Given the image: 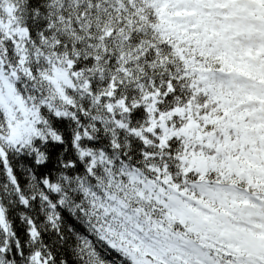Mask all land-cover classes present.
Masks as SVG:
<instances>
[{
    "label": "snow or ice",
    "instance_id": "6c2138e0",
    "mask_svg": "<svg viewBox=\"0 0 264 264\" xmlns=\"http://www.w3.org/2000/svg\"><path fill=\"white\" fill-rule=\"evenodd\" d=\"M0 264H264V0H0Z\"/></svg>",
    "mask_w": 264,
    "mask_h": 264
}]
</instances>
